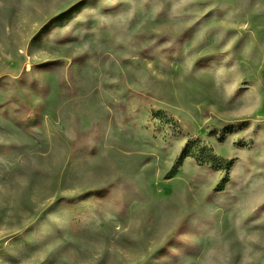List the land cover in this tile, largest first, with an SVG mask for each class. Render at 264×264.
<instances>
[{"label":"rangeland","instance_id":"374dc122","mask_svg":"<svg viewBox=\"0 0 264 264\" xmlns=\"http://www.w3.org/2000/svg\"><path fill=\"white\" fill-rule=\"evenodd\" d=\"M0 264H264V0H0Z\"/></svg>","mask_w":264,"mask_h":264}]
</instances>
